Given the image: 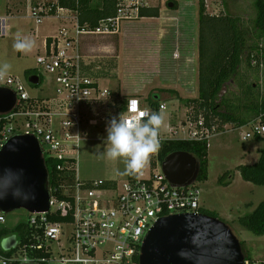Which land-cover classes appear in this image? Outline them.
I'll use <instances>...</instances> for the list:
<instances>
[{"label":"built area","instance_id":"1","mask_svg":"<svg viewBox=\"0 0 264 264\" xmlns=\"http://www.w3.org/2000/svg\"><path fill=\"white\" fill-rule=\"evenodd\" d=\"M46 3L31 6L37 24L47 16L63 14L70 16L64 20L70 19L72 23L71 28L66 26L59 36L51 38L49 44L46 41L45 52L36 59L37 76L42 80L45 76L52 78L56 96L32 98L23 80L0 75V88L9 89L17 96L16 107L0 114L3 125L0 152L13 136L33 135L40 142L45 161H57V173L64 177H60L61 184H68L65 176L72 175L74 185L63 191L68 200H59L51 189L50 211L30 214L24 234L21 239L16 236L17 245L9 251L13 252L12 256L0 253V264H140L143 241L161 218L202 214L201 188L198 181L189 187H173L157 166L148 175L139 171L123 183L78 179L80 146L89 133L86 127L89 130L108 122L89 120L86 113L111 96L109 89H103L96 79L83 73L79 48L86 37L120 34L124 24L143 21L147 17L142 16V11L158 6L151 0H116V14L91 28L80 25L77 13L61 8L59 0ZM5 21L0 18V37L5 36ZM253 65L257 62L253 61ZM130 100L137 102L135 113L129 112ZM128 101L123 112L128 118L142 120L146 117L139 115L141 111L156 112L138 98ZM165 110L166 105L161 103L158 112ZM250 126L255 135L264 134V125L253 122ZM167 133L165 136L159 133V145L172 140L209 144L210 138L221 132L218 126H207L202 116L198 120L189 116L185 123L169 126ZM251 137L246 135L247 139ZM50 214L65 220L51 221ZM5 223L2 214L0 224ZM245 264H264V260L247 259Z\"/></svg>","mask_w":264,"mask_h":264},{"label":"rangeland","instance_id":"2","mask_svg":"<svg viewBox=\"0 0 264 264\" xmlns=\"http://www.w3.org/2000/svg\"><path fill=\"white\" fill-rule=\"evenodd\" d=\"M44 1L46 3L51 0H31L33 6ZM165 2L166 0H151L152 4L158 6L159 11ZM178 2L179 14H187L190 24H192V27L188 28V33L192 35L198 33L199 0H178ZM46 4L48 5V3ZM101 4L100 0L93 1L94 7L101 6ZM254 4L255 0H205L207 14L211 16L227 14L239 16L245 28L250 31L249 50L245 54L244 60L246 62L248 54H252L259 57L260 65L258 69L253 67L250 69L244 63L241 69L244 79L241 77L240 81L256 84L257 92L251 100L252 103L256 102L255 97H257V103H261L264 100V36H261L255 28L256 10ZM31 8L28 0H0V18H8L10 27L9 32L4 37H0V64L7 63L11 66L5 74L23 80L32 98H54L56 94L52 78L45 76L41 85L32 86L25 73L27 70H35L38 55L44 53V48H42L44 40L47 36H59L60 30L65 26L64 17L67 18L68 15L47 16L41 24L37 25ZM152 23L154 22L126 23L122 26V32L119 35L89 36L82 39L79 51L83 58L102 60L101 62L115 60L118 63L116 70H110L112 68L107 67L112 71V73L108 72L110 80L102 79L99 82L103 89L110 90L111 96L105 102L97 104L87 111L86 117L89 120L109 121L113 116L118 117L121 114L119 111L121 102L133 98L128 96L132 95V92L140 91L143 95H139L137 98H140L142 102H149L150 96L159 94L156 86H160L159 83L164 82V79H160V74L155 69L157 58L153 60L148 58V41L132 40L127 37L126 33H135L140 36L148 31L141 29L140 26ZM18 34L35 41L36 46L31 52H21L19 55V51L14 49L13 44ZM150 64H152V69ZM110 66L112 67V64ZM119 76L121 80H119ZM121 81L126 97H122L120 93ZM152 86L156 88L150 91ZM228 90L229 97L233 98L232 95L235 94L241 95L243 98L239 85L229 84ZM187 101L177 103L173 100H160L166 105V110L162 112L164 118L160 129L162 136L168 135L169 126L185 123L190 114L195 111L194 106ZM249 102L245 99L242 101L241 113L243 115L246 112L243 109L244 104L245 106L250 105ZM263 117L264 115H260L255 124H261ZM106 125V122H102L99 127H90L89 130L86 127V131L89 133L81 143L78 157L77 176L82 181L105 180L123 183L128 177V172L125 170L126 165L122 159L110 160L102 154L107 137ZM247 134L252 137L247 139ZM262 136L264 137V134ZM255 137L251 126L234 129L231 125L227 126L220 134L212 136L208 150V179L199 182V185L203 206L209 211L215 212L219 219L231 228L243 245L245 257L252 260H264V235H254L239 224L240 218L249 216L264 202V187L244 181L239 171V167L254 165L259 159L260 150L258 149L264 147V142L257 141ZM159 146L140 172L148 175L155 169L154 163L158 167V171L162 169V162L158 159ZM227 173L231 177L227 180L230 182L229 186H225L219 181ZM30 216V213L25 209L6 214V223L0 224V229L5 228L10 234H13L20 224L28 222Z\"/></svg>","mask_w":264,"mask_h":264},{"label":"trees","instance_id":"3","mask_svg":"<svg viewBox=\"0 0 264 264\" xmlns=\"http://www.w3.org/2000/svg\"><path fill=\"white\" fill-rule=\"evenodd\" d=\"M94 0H59V5L63 9L72 10L77 13L80 25H88L91 28H96L100 21L113 17L116 14V0H100L101 6L94 7ZM171 2V1H170ZM168 2V3H170ZM255 28L261 36H264V0H255ZM176 7V3H174ZM159 9H145L142 11V16L147 18L159 17ZM52 16V15H51ZM199 35H198V53H199V87L198 97L196 99L188 100L195 108V111L190 114L194 120H198L200 116L205 119L207 126H218V131L223 132L225 128L231 125L234 129H240L250 126L255 122L260 115H264V100L261 103H252L251 98L257 92L256 84H247L240 81L242 76L241 69L246 63L251 69L259 68V57L248 54L246 62L244 60L245 54L249 50L250 31L245 28L242 19L239 16L227 14L222 16H211L206 12L205 0H199ZM48 44L51 42L47 40ZM253 61L257 65H253ZM27 78L37 76L35 70L26 71ZM41 79V78H40ZM43 80L41 79V84ZM242 82V83H240ZM237 84L240 86L243 98L241 95H235L233 98L228 96V85ZM227 90L225 93L224 91ZM243 99L249 100L250 105L245 106V114L242 111ZM147 104L156 112L159 110L161 104L159 96H150ZM127 101L123 100L120 104L119 111H125ZM247 104V103H246ZM264 125V117L261 122ZM3 125L0 124V129ZM257 141H263L264 137L256 135ZM208 142L197 141H182L172 140L167 141L159 146L158 159L163 162L164 159L175 152H187L194 155L201 163V173L198 179V184L201 181L208 179ZM260 157L257 163L250 166H241L239 171L244 181L254 184L256 186L264 187V147L259 152ZM49 170L50 187L53 190V195L59 200H68L63 195L66 187L74 185V176L65 179L69 181L68 184H61L62 174L57 173V161L48 159L46 161ZM153 166L156 167L154 163ZM133 177L134 174H129ZM230 174L227 173L220 178V183L229 186ZM231 178V177H230ZM59 192L55 193V189ZM203 214L211 217L219 218L215 212L203 209ZM2 215V214H0ZM51 221H64L60 216L53 217L48 215ZM239 224L257 236L264 235V202L261 203L257 209L249 216L239 219ZM27 223L20 224L13 234H10L5 228L0 229V253L11 257L13 252L5 253L1 248V242L11 236L18 238L24 234ZM21 239V238H20ZM242 245V243H241ZM243 246V245H242ZM41 255V254H37ZM246 260H252L245 257Z\"/></svg>","mask_w":264,"mask_h":264},{"label":"water","instance_id":"4","mask_svg":"<svg viewBox=\"0 0 264 264\" xmlns=\"http://www.w3.org/2000/svg\"><path fill=\"white\" fill-rule=\"evenodd\" d=\"M174 4L169 3V8ZM32 86L41 79H28ZM17 96L0 88V114L11 112ZM162 172L173 187L195 184L201 163L192 154L175 152L162 162ZM50 174L40 142L33 135L10 138L0 152V214L20 209L30 214L50 211ZM17 237L1 242L4 252L13 250ZM241 242L219 218L206 214H182L161 218L149 231L141 246L140 264H245Z\"/></svg>","mask_w":264,"mask_h":264},{"label":"crops","instance_id":"5","mask_svg":"<svg viewBox=\"0 0 264 264\" xmlns=\"http://www.w3.org/2000/svg\"><path fill=\"white\" fill-rule=\"evenodd\" d=\"M29 1V0H28ZM169 1L166 0L165 4H162L159 17L157 18H146L141 22L151 21L154 22L151 25L140 26L141 29L148 30L142 35H136L135 33L126 32L128 38L132 40H147L148 41V58L153 60L157 58V64L154 65L160 79H164V82H160V86H156L160 100H173L177 103H181L185 100L196 99L198 97L199 87V53H198V35H199V21H198V33H188V28L192 27L190 24L189 17L187 14L180 15L179 2L175 0L172 2L176 3V7L169 8ZM30 2V7L33 3ZM167 5V6H166ZM9 14V13H8ZM12 14V13H11ZM56 16V15H52ZM70 16H67V18ZM72 18H75L73 14ZM188 18V19H187ZM5 21V35L9 32V20L4 18ZM187 19V20H186ZM64 27H72L70 19H65ZM39 25V24H37ZM194 25V23H193ZM149 26V27H148ZM62 27V28H64ZM122 32V31H121ZM125 33V34H126ZM121 34V33H120ZM119 35V34H118ZM54 38L53 36H47L44 40L43 47L44 52L46 50V41ZM21 52H19V55ZM99 61V62H97ZM91 60L83 58L82 66L83 73L86 76L94 78L100 82V80H110L108 72L110 70L117 69V61L115 60ZM112 64V67L110 64ZM155 63V61H153ZM109 64V65H108ZM152 64L150 67L152 69ZM112 69H108V68ZM106 68V69H104ZM117 76V75H116ZM119 80L120 76H119ZM154 86L151 87L150 91L155 90ZM121 96L126 97L123 83L121 81ZM150 91L147 93L149 95ZM143 95L140 91L132 92L131 96L137 98V96ZM142 101L140 98H138ZM147 104V102H143ZM262 136V135H261ZM261 150V149H258ZM260 157V156H259ZM259 160V159H258ZM258 162V161H257ZM91 181V180H85ZM204 209L208 210L203 206Z\"/></svg>","mask_w":264,"mask_h":264},{"label":"clouds","instance_id":"6","mask_svg":"<svg viewBox=\"0 0 264 264\" xmlns=\"http://www.w3.org/2000/svg\"><path fill=\"white\" fill-rule=\"evenodd\" d=\"M35 41L19 34L13 47L19 52H31ZM10 65L0 64V75L5 74ZM129 112L137 111V102L128 101ZM139 115L146 119L137 120L121 113L113 116L106 126L107 137L103 155L110 160L122 159L126 172L137 174L149 161L159 145V133L163 124V114L159 112L141 111Z\"/></svg>","mask_w":264,"mask_h":264}]
</instances>
